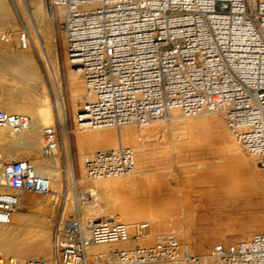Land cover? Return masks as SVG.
Masks as SVG:
<instances>
[{"label": "built area", "instance_id": "1", "mask_svg": "<svg viewBox=\"0 0 264 264\" xmlns=\"http://www.w3.org/2000/svg\"><path fill=\"white\" fill-rule=\"evenodd\" d=\"M47 2L58 21L65 64L79 71L86 93L71 122L65 108V125L57 114L44 128V158H60L65 170L72 162L70 128L75 123L90 129L142 127L175 108L190 116L222 113L236 140L264 168V0ZM14 34L9 29L2 40L10 42ZM19 41L29 44L24 28ZM59 79L63 88L61 73ZM31 121L0 110V127L13 133L28 131ZM138 163L135 150L121 146L88 157L80 173L89 179L126 176ZM70 179L60 195L63 207H57L52 260L19 264H88L91 245L130 240L127 224L84 211L96 194L92 189L78 192L75 171ZM0 189V226H5L24 194H48L51 182L30 160H14L0 164ZM67 201L73 202L68 214ZM211 253L214 262L197 256L193 264H264V233L217 243ZM183 255L180 240L169 237L154 246L117 252L115 261L106 264H148ZM7 261L0 255V264Z\"/></svg>", "mask_w": 264, "mask_h": 264}, {"label": "bare ground", "instance_id": "2", "mask_svg": "<svg viewBox=\"0 0 264 264\" xmlns=\"http://www.w3.org/2000/svg\"><path fill=\"white\" fill-rule=\"evenodd\" d=\"M22 28L30 35L26 47L19 41ZM9 29L15 34L10 42H5L2 37ZM40 63L48 82L41 75ZM67 68L70 105L75 115L86 89L79 71L70 65ZM60 73L55 18L46 1L0 0V110L24 114L32 120L26 132L13 133L0 127V164L30 160L36 172L51 182L48 194H24L11 223L0 226V255L8 259L6 264H12L10 259L19 264L23 259L51 261L53 258V224L48 217L56 213L62 189L76 172L73 156L64 170L60 158L46 159L40 151L43 130L52 124L57 114L64 118L62 124L65 125L67 106ZM70 130L75 136L80 172L88 157L121 146L135 150L139 162L130 176L104 175L89 179L82 174V178L77 179L78 192L92 189L96 194L84 211L91 215H110L127 224L130 232L128 242L91 245L86 258L88 264L115 261L117 252L122 251L115 248L129 249L134 245L132 234L135 235L137 227L140 229L136 241L139 246H154L170 235L182 240L181 249L185 253L182 260L150 264H193L191 258L197 256L214 262L211 252L217 242L237 241L225 240L227 235L242 240L264 233V168L258 166L254 156L236 140L222 113L190 116L171 108L167 120L142 127L125 126L120 132L115 128L90 129L77 123ZM151 156L164 160L167 169L192 168L193 171L185 175L187 184L177 186L178 198L166 185L169 183H166L167 172V175L154 176V167L155 170L165 168L162 161V165H150ZM189 156L192 158L188 159ZM162 176L165 180L168 177L167 181L163 179L165 184L154 183L162 182ZM193 179L202 185L196 187L191 183ZM204 199L214 207L216 215L227 214L228 220L226 223L217 220L212 232L202 239H193L188 232L189 220L197 209L204 208ZM72 209L73 202L67 201L65 213ZM234 209L238 213H227ZM30 212L33 215L28 214ZM220 226L227 229L226 235L218 232ZM217 238L221 240L216 241Z\"/></svg>", "mask_w": 264, "mask_h": 264}, {"label": "rangeland", "instance_id": "3", "mask_svg": "<svg viewBox=\"0 0 264 264\" xmlns=\"http://www.w3.org/2000/svg\"><path fill=\"white\" fill-rule=\"evenodd\" d=\"M46 1V4H47V7L50 9V6H49V4H48V2H47V0H45ZM51 10V9H50ZM29 12V11H28ZM57 25H58V21L56 20L55 21V26L57 27ZM57 30V29H56ZM57 41H58V51H59V59H60V65H61V75H62V82H63V93H64V97H65V101H66V106H67V113H68V117H69V121L71 122L72 121V116H73V110H72V108H71V105H70V90H69V86H68V68H67V65L65 64V60H64V55H63V50H62V45H61V37H60V35L59 34H57ZM39 69H40V72H41V75H42V77H43V79L46 81V82H48V80H47V78H46V74H45V70L43 69V65L40 63L39 64ZM5 92V91H4ZM1 93V92H0ZM3 93V92H2ZM215 113H217V114H219L218 112H215ZM182 114V113H181ZM183 115H185V114H183ZM165 120H167L168 119V116L167 117H165L164 118ZM164 119H162V120H164ZM161 121V120H160ZM137 127V126H136ZM118 132H120L121 131V129H116ZM16 135V134H15ZM71 142H72V148H73V157H74V162H75V169H76V175H77V179H81L82 178V176H81V173H80V171H79V168H78V156H77V151H76V146H75V136H74V134H72L71 135ZM150 153H152V152H150ZM190 158H192V157H188V159H190ZM154 159V160H153ZM156 159V160H155ZM159 161H158V160ZM161 158H159L158 156H151L150 157V162H152V163H150V165H152L153 167L154 166H156V165H158V164H160V165H162L163 163V165H162V167H164L165 169H163V168H161V169H163L162 171H161V169L159 168V169H156L155 170V168L156 167H152L153 169H154V171H152L151 172V174L154 172L156 175H154V173H153V175L154 176H156L157 177V174L159 173V175L160 174H162V175H164V174H166L167 175V173L169 174V179H168V177H167V179H168V181H167V179L165 180V176H162L161 178H162V180L164 179L165 181H167L166 183H168V184H166L167 185V187H169V188H172L173 190H171L170 192L174 195V196H176V198H178V196H177V191L179 190V188L177 187L178 185L180 186V185H183V184H187V181H186V179H185V175L189 172H191V171H193L192 170V168H172V169H167L166 167H167V165H165L166 163L165 162H163L164 160H160ZM160 161H162L163 163H161ZM154 163H156V165L154 164ZM158 163V164H157ZM215 165V164H214ZM209 167V166H208ZM261 167V166H260ZM209 168H214L213 166H210ZM263 168V167H262ZM152 169V170H153ZM167 169V170H166ZM204 169H207L206 167L204 168ZM157 171V172H156ZM159 171V172H158ZM169 171V172H168ZM161 172V173H160ZM167 172V173H166ZM171 173V174H170ZM178 174V175H177ZM131 175V174H130ZM130 175H126V176H130ZM153 175H151L152 177H154ZM125 177V176H124ZM160 181V182H154V183H161V184H165V181ZM179 181V182H178ZM195 179H193V181H191V183L193 184V185H195L196 187H200L202 184H201V182L200 181H196ZM200 182V183H199ZM169 185V186H168ZM67 191V186H66V183H65V185H64V188L62 189V193H65ZM169 192V193H170ZM174 192V193H173ZM176 192V193H175ZM55 194V193H54ZM197 194V193H196ZM168 196V195H167ZM62 199H60L59 200V204H58V207H63V201H61ZM177 201H179V199H177ZM195 202H196V204H199V200L198 199H195ZM203 202H205V206H204V208L203 209H197L196 210V213H195V216L193 217V218H190V220H189V224H190V227H189V230H188V232H189V235H190V237H192L193 239H202V238H204L206 235H208L210 232H212L213 231V229H215L216 228V222H217V220L218 221H222L221 223H226L227 222V220H228V216H227V214L226 215H223V216H220V215H216L215 214V212H214V207L213 206H209V203H206V199H204L203 200ZM198 206V205H197ZM57 210V209H56ZM59 210V209H58ZM235 210V209H234ZM231 210V211H227V213L229 214V213H238V211L237 210ZM56 213H53V216H50V217H48L49 219H50V222H51V224H53V228H52V236H53V232H54V224H55V222H56V220H57V217H58V215H59V212H57V211H55ZM17 213V212H16ZM28 214H30V215H33V213L32 212H30V213H28ZM238 216V214L235 216V217H237ZM182 220H184V218L182 219ZM219 229H218V232L220 233V234H223V235H226L227 234V229L226 228H224V226H220V227H218ZM134 234L135 235H133L132 234V240H133V246L132 245H130V246H132V247H130L129 249L127 248V247H123L122 249L121 248H119V247H117V248H115V251H117L118 249L119 250H133V249H135V248H137V247H148V246H152V245H147V246H139V243H137L138 242V237L140 236V229H139V227H137V229L135 230V232H134ZM139 234V235H138ZM170 236H175V235H170ZM169 236V237H170ZM169 237H166V238H169ZM176 237V236H175ZM176 238H178V237H176ZM237 237H235V236H226L225 237V240H227V241H229L230 242V240L231 241H235V240H237L238 241V239H236ZM179 239V238H178ZM218 240H221L220 238H217V240L216 241H218ZM137 241V242H136ZM236 241V242H237ZM180 242L182 243V240H180ZM217 243H219V242H217ZM182 245V244H181ZM182 247V246H181ZM118 250V251H119ZM182 251H183V253H184V250L182 249ZM34 259H41V258H34ZM183 258H181V260H182ZM191 259H193V258H191ZM25 260H28V259H25ZM20 261H24V259L23 260H20ZM167 261H173V260H164V261H157V262H167ZM105 262H107V260L105 261ZM157 262H153V263H157ZM150 264V263H149Z\"/></svg>", "mask_w": 264, "mask_h": 264}]
</instances>
